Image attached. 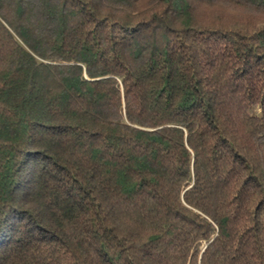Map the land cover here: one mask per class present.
<instances>
[{
  "label": "trees",
  "instance_id": "16d2710c",
  "mask_svg": "<svg viewBox=\"0 0 264 264\" xmlns=\"http://www.w3.org/2000/svg\"><path fill=\"white\" fill-rule=\"evenodd\" d=\"M0 264H264V0H0Z\"/></svg>",
  "mask_w": 264,
  "mask_h": 264
}]
</instances>
